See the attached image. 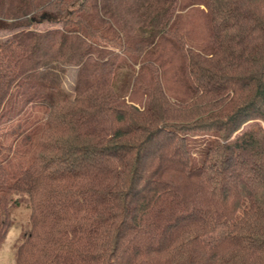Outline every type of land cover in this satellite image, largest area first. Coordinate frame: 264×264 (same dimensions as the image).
Listing matches in <instances>:
<instances>
[{
	"label": "trees",
	"instance_id": "1",
	"mask_svg": "<svg viewBox=\"0 0 264 264\" xmlns=\"http://www.w3.org/2000/svg\"><path fill=\"white\" fill-rule=\"evenodd\" d=\"M0 30L12 264H264V0H0Z\"/></svg>",
	"mask_w": 264,
	"mask_h": 264
},
{
	"label": "rangeland",
	"instance_id": "2",
	"mask_svg": "<svg viewBox=\"0 0 264 264\" xmlns=\"http://www.w3.org/2000/svg\"><path fill=\"white\" fill-rule=\"evenodd\" d=\"M59 25L60 23L55 24L49 21H41V22L35 23L31 28H33L34 30H44V29L51 28V27H58ZM9 32L10 31H7V30H0V38H3L4 36H6ZM202 36L203 34L200 28L197 27L196 30L195 29L191 30L190 35L188 37L190 38L191 41L195 42ZM74 72H75L74 66L68 67V72L66 74L65 81H64V88L67 89L68 91H70V86L73 80ZM263 104H264V101H263ZM250 121L251 120H248L245 123H243L237 132L244 129ZM256 121H258L264 127V124L262 123L261 120L256 119ZM28 217H29V211L28 209H25L23 205L11 210V218L14 221H17L18 223L25 224L26 221H28ZM18 228L17 229L15 228L16 230L12 229V231L9 233L10 235L9 234L7 235L5 242L3 244H0V264H12L13 263L12 254L10 251L11 248L8 242L10 241L12 237H13L12 241L14 242V237L17 236V234L19 233Z\"/></svg>",
	"mask_w": 264,
	"mask_h": 264
}]
</instances>
